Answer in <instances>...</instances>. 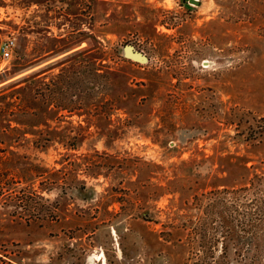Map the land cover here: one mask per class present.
<instances>
[{
  "label": "rangeland",
  "instance_id": "obj_1",
  "mask_svg": "<svg viewBox=\"0 0 264 264\" xmlns=\"http://www.w3.org/2000/svg\"><path fill=\"white\" fill-rule=\"evenodd\" d=\"M196 1L0 0V264H264V0Z\"/></svg>",
  "mask_w": 264,
  "mask_h": 264
},
{
  "label": "trees",
  "instance_id": "obj_2",
  "mask_svg": "<svg viewBox=\"0 0 264 264\" xmlns=\"http://www.w3.org/2000/svg\"><path fill=\"white\" fill-rule=\"evenodd\" d=\"M37 5L39 4L38 2L36 3ZM260 180H263V179H260ZM264 181V180H263ZM244 187V186H243ZM242 186L239 188V189H233V190H240L241 188H243ZM227 189H224V188H221V189H218L217 191H215V193L217 194V193H219V194H222V193H224L225 191H226ZM254 200V199H253ZM259 204H260V206H259V211H261V213L263 214L264 213V194L263 193H261V196H260V200H259ZM234 207V209H233V211H235L234 212V214H236L237 213V215H242V213H240V212H238L237 211V208H238V206H236L235 207V205L233 206ZM257 208L256 207V205H254V202H252L251 203V199H250V201H249V203H248V205L246 206V214H248V218H247V221H246V223H247V225L248 226H250V228H252V229H255L256 227H258L259 226V223L257 222L258 220L259 221H261V224H262V219H260L259 217H255L254 216V212H253V210L255 209V208ZM233 220H232V222L234 221V222H238V219H236V217H231ZM222 220L224 221V219L222 218ZM225 222V221H224ZM226 222L227 223H230L231 221L230 220H226ZM240 225L241 224H243L244 222L243 221H239L238 222ZM236 224V223H235ZM234 224V225H235ZM242 226V225H241ZM240 226V227H241ZM251 229V231H250V234H247L248 235V237H247V241H246V244H248L250 247H247L246 246V248H249V249H251V250H255V251H257V250H259V249H261L259 246H261V241L260 240H258L257 239V236L259 235V237L260 236H262L261 234H257V232H254L253 230ZM249 233V232H248ZM229 241H232L233 242V238H229ZM238 243H240V242H238V240L236 239L235 241H234V245H238ZM225 250H223V252H224ZM255 258L256 257H252V260H255Z\"/></svg>",
  "mask_w": 264,
  "mask_h": 264
},
{
  "label": "built area",
  "instance_id": "obj_3",
  "mask_svg": "<svg viewBox=\"0 0 264 264\" xmlns=\"http://www.w3.org/2000/svg\"><path fill=\"white\" fill-rule=\"evenodd\" d=\"M14 46V40L11 37L6 38L0 43V56L3 59L9 58L12 48Z\"/></svg>",
  "mask_w": 264,
  "mask_h": 264
},
{
  "label": "water",
  "instance_id": "obj_4",
  "mask_svg": "<svg viewBox=\"0 0 264 264\" xmlns=\"http://www.w3.org/2000/svg\"><path fill=\"white\" fill-rule=\"evenodd\" d=\"M189 2H193V3H195L196 4V0H188Z\"/></svg>",
  "mask_w": 264,
  "mask_h": 264
}]
</instances>
